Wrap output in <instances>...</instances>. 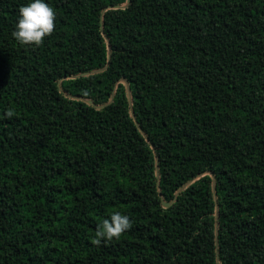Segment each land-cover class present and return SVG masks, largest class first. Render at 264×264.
I'll return each instance as SVG.
<instances>
[{
	"label": "trees",
	"instance_id": "trees-1",
	"mask_svg": "<svg viewBox=\"0 0 264 264\" xmlns=\"http://www.w3.org/2000/svg\"><path fill=\"white\" fill-rule=\"evenodd\" d=\"M126 1L0 0V264H264V0Z\"/></svg>",
	"mask_w": 264,
	"mask_h": 264
},
{
	"label": "clouds",
	"instance_id": "clouds-1",
	"mask_svg": "<svg viewBox=\"0 0 264 264\" xmlns=\"http://www.w3.org/2000/svg\"><path fill=\"white\" fill-rule=\"evenodd\" d=\"M55 20L56 13L46 0H26L16 9L11 36L19 45L38 47L45 37L53 33ZM4 114L7 117L12 116L11 111H6ZM130 227L129 217L116 211L110 217L103 219L97 227L94 242L99 245L102 241L118 239Z\"/></svg>",
	"mask_w": 264,
	"mask_h": 264
},
{
	"label": "water",
	"instance_id": "water-1",
	"mask_svg": "<svg viewBox=\"0 0 264 264\" xmlns=\"http://www.w3.org/2000/svg\"><path fill=\"white\" fill-rule=\"evenodd\" d=\"M130 3V0H127L126 3L124 4H121V5H113V6H110V8H124L126 7L128 4ZM101 29L102 26H101ZM107 48H108V60L110 58V44H109V41L107 40ZM108 66V63L100 68V69H96V70H93V71H89V72H84L82 73L81 75H86V74H90V73H95V72H101V71H104ZM121 81H123L125 83V86H126V92H127V97H128V102H129V111H130V115L132 117V119L134 120L135 124L137 125L139 131L146 137L145 133L143 132L142 128L139 126V124L137 123L136 121V117L134 115V112H133V109H132V98H131V93H130V86H129V83L126 79L122 78L120 79ZM113 97H114V93L112 92V95L110 96V99L108 100L107 103L105 104H102V105H95L93 103V101L91 99H88V98H81L82 100H84L85 102H87L88 104L90 105H93L94 107L96 108H101V107H104L110 103H112L113 101ZM157 161H158V158L156 157V176H157V179L159 177V174H158V165H157ZM190 182V181H189ZM189 182H187L185 185H183L174 195V198L169 202V203H166L162 200V204L164 207L168 206L169 204H171L175 197L178 195V193L186 186L189 184ZM157 186H158V191H159V195L161 196V192H160V189H159V182L157 181ZM212 191H213V196H214V199L216 200V187H215V180H214V177L212 176ZM218 217H219V212H218V205H216V209H215V246H216V255H217V262L219 264V258H218V248H217V238H218Z\"/></svg>",
	"mask_w": 264,
	"mask_h": 264
}]
</instances>
